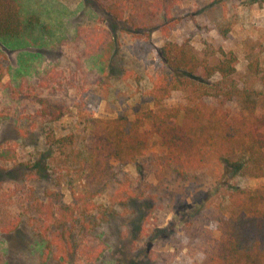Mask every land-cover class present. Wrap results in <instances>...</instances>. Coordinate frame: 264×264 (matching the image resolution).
<instances>
[{
	"label": "rangeland",
	"instance_id": "1",
	"mask_svg": "<svg viewBox=\"0 0 264 264\" xmlns=\"http://www.w3.org/2000/svg\"><path fill=\"white\" fill-rule=\"evenodd\" d=\"M20 1L25 15L38 16L39 25L21 41L0 42L10 63L3 82L31 86L16 100L0 90V190L10 196L7 207L20 220L16 231L0 236V264H191L200 257L199 247L218 237L210 230L217 220L238 213L227 201V184L264 192V177L222 178L212 153L205 168L181 178L153 164L166 149L148 125L139 132L147 149L136 164L95 166L88 149L101 133V122L119 114L132 119L152 107L151 59L142 57L127 27L93 0ZM178 1L170 34L152 32L157 48L167 41L188 42L211 64L222 53L235 54L232 82L238 85L246 81L251 60L264 72V0ZM78 27L106 29L115 45L108 62L91 59L83 74L72 75V57L62 43ZM52 68L64 72L63 86L54 85L51 95L61 113L42 122L37 98L50 90L38 87V81ZM256 88L264 92L261 83ZM233 115L244 134L241 116L237 110ZM221 129L219 123L208 129L212 151L223 139ZM7 150L15 151L14 159L2 157ZM104 183L107 188L95 192ZM64 214L67 231L56 222ZM86 232L107 246L96 262L78 254L92 244ZM67 239L75 243L69 254L63 247ZM251 264H264V256Z\"/></svg>",
	"mask_w": 264,
	"mask_h": 264
},
{
	"label": "trees",
	"instance_id": "2",
	"mask_svg": "<svg viewBox=\"0 0 264 264\" xmlns=\"http://www.w3.org/2000/svg\"><path fill=\"white\" fill-rule=\"evenodd\" d=\"M93 1L127 27L142 57L145 60L150 57L155 75L148 93L152 103L150 109L132 119L119 114L101 122V133L88 149L95 166L103 164L107 169L113 161L123 166L136 164L147 149L139 132L148 125L166 149L162 155L154 157L153 164L181 178L189 171L205 168L212 153L222 178L264 177V92L256 88V83L264 87V72L258 60L248 63L246 81L241 85L234 84L232 77L238 64L235 54L222 53V58L211 64L199 59L188 42L167 41L160 48L153 44L154 30L159 29L168 36L175 28L177 20L172 10L178 0ZM23 10L24 4L20 0H0V42L3 44L21 41L38 27V16L25 15ZM112 37L106 29L78 27L75 36L62 43L72 57L75 71L71 74H83L86 61L94 58L108 62L114 52ZM9 67L7 55L0 53V90L7 91L10 98L16 100L31 86L24 81L18 86L4 83ZM63 76V71L52 68L38 81V87L50 90L47 97L37 98L39 110L36 115L42 122H53L60 116L61 106L51 95L56 94L54 85L63 86ZM234 110L245 125L244 134L239 133L242 131L235 122ZM215 123L221 125L223 139L212 151L208 129ZM2 157L14 159L15 151L7 150ZM107 186L106 183L98 185L95 192L99 193ZM226 188L227 201L238 213L217 220L210 230L217 231L218 237L211 244L200 246V257L191 264H251L264 256V192L234 184H227ZM9 197L0 190V236L16 231L20 223L7 207ZM61 208L69 207L63 204ZM52 209L50 205V217L53 216ZM69 215H73V210ZM66 217L64 214L56 220L64 231H67L65 226L69 221ZM86 235L93 239L92 244L82 246L78 254L96 262L107 246L89 232ZM73 241L67 239L63 244L67 254L72 252Z\"/></svg>",
	"mask_w": 264,
	"mask_h": 264
}]
</instances>
